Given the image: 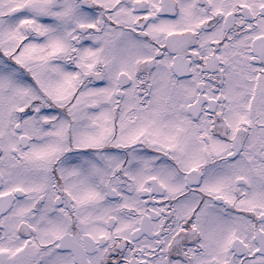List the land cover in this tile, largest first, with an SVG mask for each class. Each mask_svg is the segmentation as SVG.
<instances>
[{"label": "snow or ice", "instance_id": "snow-or-ice-1", "mask_svg": "<svg viewBox=\"0 0 264 264\" xmlns=\"http://www.w3.org/2000/svg\"><path fill=\"white\" fill-rule=\"evenodd\" d=\"M0 264H264V0H0Z\"/></svg>", "mask_w": 264, "mask_h": 264}]
</instances>
